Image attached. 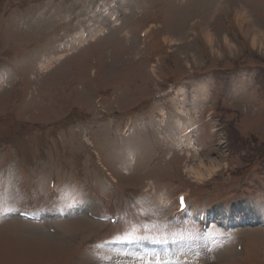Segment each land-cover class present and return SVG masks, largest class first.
Returning a JSON list of instances; mask_svg holds the SVG:
<instances>
[{"label":"rangeland","instance_id":"1","mask_svg":"<svg viewBox=\"0 0 264 264\" xmlns=\"http://www.w3.org/2000/svg\"><path fill=\"white\" fill-rule=\"evenodd\" d=\"M258 74L264 0H0V264H146L145 238L181 262L264 264ZM181 192L222 200L228 231L204 243L193 214L172 219Z\"/></svg>","mask_w":264,"mask_h":264},{"label":"bare ground","instance_id":"2","mask_svg":"<svg viewBox=\"0 0 264 264\" xmlns=\"http://www.w3.org/2000/svg\"><path fill=\"white\" fill-rule=\"evenodd\" d=\"M66 52V51H65ZM49 65L50 64H43V68L44 69H47L48 67H49ZM253 208V207H252ZM159 256V257H158ZM158 256H156V260H157V262H158V260H159V262H162V260H167V261H170L171 262V257H169V256H166V255H163V253H161V254H158ZM125 257V256H124ZM181 257V256H180ZM142 261H144V262H146L147 261V259L145 258V259H143V260H141V262ZM152 261H153V263H154V260L152 259ZM128 262L129 263H132V264H139V262H136L135 260H133L132 259V257L131 258H127V259H124L123 260V263H122V259L121 258H119V257H117L116 258V260H115V263H117V264H128ZM156 262V263H157ZM143 264V263H142ZM172 264V263H171Z\"/></svg>","mask_w":264,"mask_h":264}]
</instances>
